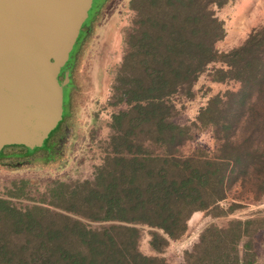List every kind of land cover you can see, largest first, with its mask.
<instances>
[{
    "label": "trees",
    "instance_id": "1",
    "mask_svg": "<svg viewBox=\"0 0 264 264\" xmlns=\"http://www.w3.org/2000/svg\"><path fill=\"white\" fill-rule=\"evenodd\" d=\"M230 1H129L134 17L123 30L111 83L109 104L119 109L111 115L103 161L92 178L53 181L31 205L0 196V264H169L160 253L186 232L194 212H232L240 203L227 209L219 203L235 187L236 200L264 201V23L219 51L215 43L225 29L216 9ZM217 62L212 81H233L236 88L211 96L194 120L176 122V102L191 99L199 75ZM204 130L213 149L184 153ZM25 185L8 195L17 197ZM141 226L148 227L154 255L138 247ZM262 229L264 213L207 225L184 261L258 264L253 237Z\"/></svg>",
    "mask_w": 264,
    "mask_h": 264
},
{
    "label": "rangeland",
    "instance_id": "2",
    "mask_svg": "<svg viewBox=\"0 0 264 264\" xmlns=\"http://www.w3.org/2000/svg\"><path fill=\"white\" fill-rule=\"evenodd\" d=\"M129 1L102 0L88 25L82 29L84 35L78 45V39L74 44L69 58L71 61L73 57L72 64L69 65L73 86L69 96L67 87L64 89L63 98L65 111L67 101L69 127L65 144L59 146L49 160L44 158L43 150L36 151L30 163L20 166L16 163L25 158H0V196L11 199L21 207L31 205L47 195V189L53 181L71 182L92 178L95 168L102 163L110 135L111 115L119 109L111 106L109 101L113 76L123 55V30L134 17ZM91 12L92 9L89 13ZM216 15L223 20L225 35L215 43V47L219 51H227L239 45L253 28L264 23V0H232L216 9ZM88 20L89 18L84 25ZM212 66L219 67L220 63H211L199 75L193 85L194 96L191 99L181 98L176 102L179 110L174 118L176 122L194 120L198 110L211 96L236 88L237 84L233 81H212ZM196 146L213 149L214 140L209 130L200 132L193 141L185 144L182 151L187 153ZM17 149L7 147L5 151ZM22 182L26 183L23 192H19L17 197L9 196L8 192H16ZM239 193V188L235 187L229 197L219 203L222 209H227L233 201L240 203L239 207L226 215L194 212L188 220L186 232L179 239L170 240L160 256L169 264H186L184 251L191 248L207 225L222 226L233 218L245 219L264 213L263 200H236ZM96 225L97 223H92V226ZM140 228L139 249L145 254L154 255L155 252L149 245L148 227ZM253 240L257 263L264 264V229L257 232Z\"/></svg>",
    "mask_w": 264,
    "mask_h": 264
},
{
    "label": "water",
    "instance_id": "3",
    "mask_svg": "<svg viewBox=\"0 0 264 264\" xmlns=\"http://www.w3.org/2000/svg\"><path fill=\"white\" fill-rule=\"evenodd\" d=\"M96 0H0V153L44 145L63 113L60 72Z\"/></svg>",
    "mask_w": 264,
    "mask_h": 264
},
{
    "label": "flooded vegetation",
    "instance_id": "4",
    "mask_svg": "<svg viewBox=\"0 0 264 264\" xmlns=\"http://www.w3.org/2000/svg\"><path fill=\"white\" fill-rule=\"evenodd\" d=\"M65 76H68V78L72 80L71 69L69 65L63 67L62 71L60 72L59 79L63 81ZM66 108H67L66 111L63 108V113L60 121L58 122L53 133L48 137V140L45 142L46 145L48 144V147L46 146V148L42 149L44 151L43 156L46 160H49L51 156L58 151L57 149L59 148V146L65 144L66 135L69 132V127L67 124V117H68L67 101H66ZM7 147H17L18 149L15 151L7 152L5 151ZM1 151H2V155L0 156V158H25L22 161H18L16 163L17 166L30 163L31 159L33 158V154L36 152V151L27 152L28 150L26 149V147L24 148V146L22 147L21 145H16V146L7 145L4 146Z\"/></svg>",
    "mask_w": 264,
    "mask_h": 264
},
{
    "label": "crops",
    "instance_id": "5",
    "mask_svg": "<svg viewBox=\"0 0 264 264\" xmlns=\"http://www.w3.org/2000/svg\"><path fill=\"white\" fill-rule=\"evenodd\" d=\"M70 80V79H69ZM70 84L67 86V90H68V96H69V92H70V89L72 88L73 84H72V80H70Z\"/></svg>",
    "mask_w": 264,
    "mask_h": 264
}]
</instances>
